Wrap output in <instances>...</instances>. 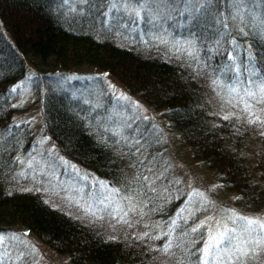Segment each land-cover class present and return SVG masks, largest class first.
I'll return each mask as SVG.
<instances>
[{
  "label": "rangeland",
  "instance_id": "rangeland-1",
  "mask_svg": "<svg viewBox=\"0 0 264 264\" xmlns=\"http://www.w3.org/2000/svg\"><path fill=\"white\" fill-rule=\"evenodd\" d=\"M86 1L66 0V11H74ZM103 8L105 23L122 18L121 24L139 43L152 41L172 53L198 61L205 49L189 26L196 15L212 18L225 29L224 36L219 34L214 42H207L208 46L214 54L227 52L225 55L233 64L228 79L234 83L223 86L217 80L212 85L210 78L203 77L204 88L208 89L209 96L214 94V107L221 106V113H233L247 124L251 119L264 120V92L261 91L264 79L252 82L256 66L249 65L251 71L244 66L242 50L236 55L229 52L236 47L235 36L232 37L229 28L237 17L241 22L248 12H253L258 19L256 28L264 35V0H104ZM241 28L248 43L245 60L252 62L251 34L242 24ZM226 36L230 39H224ZM11 87L6 98L13 111L0 134V170L7 174V179L12 178L11 188L37 191L52 207L96 222L104 233L115 238L145 236L150 232L149 240L154 245L151 251L159 264H203L202 250L209 233H214L218 225L220 230L225 226L236 229L244 239L250 236L248 254L237 261L236 256L240 254L236 253L227 264H264V246L254 242L264 233H244L242 222L230 218L234 213L236 217L264 222V207L241 205L237 196L221 185L214 171L194 160L189 147L163 119V114L139 95L130 93L116 76L88 67L53 72H39L29 67L23 80ZM215 88L212 93L211 89ZM246 89L255 95H248ZM60 94L68 96L89 123L97 125L102 133L116 137L136 157L134 168L139 169L141 176L135 174L131 182H144L143 201L134 200L130 192L111 185L55 147L44 129V106L48 99ZM147 129L149 133L145 132ZM257 133L260 136L262 131ZM255 145L252 143L245 150L251 161L259 158V147ZM130 169L132 175L133 169ZM0 179L6 181L1 174ZM147 197L155 198L156 208L146 205ZM172 197L177 201L170 207ZM13 234L17 235L0 233L2 264H69L66 257L36 235L24 230ZM209 264L220 262L210 257Z\"/></svg>",
  "mask_w": 264,
  "mask_h": 264
},
{
  "label": "trees",
  "instance_id": "trees-1",
  "mask_svg": "<svg viewBox=\"0 0 264 264\" xmlns=\"http://www.w3.org/2000/svg\"><path fill=\"white\" fill-rule=\"evenodd\" d=\"M67 6L66 0H0V134L13 111L7 93L14 83L23 80L29 67L39 72L100 69L116 76L130 93L162 113L194 160L214 171L221 185L234 193L241 205L264 207V120L251 119L247 124L233 113H221V106L214 107V94L209 96L202 84L203 77L210 78L212 85L217 80L223 86L234 83L228 79L233 64L227 52L214 54L207 43L223 35L225 28L206 14L196 15L189 28L205 49L198 61L152 41L139 43L121 24L122 18L105 23L104 0H88L74 11H66ZM242 20L237 17L230 22L236 47L229 52L236 55L242 50L244 66L250 71L249 65L256 66L251 81H260L264 79V35L256 28L258 19L253 12ZM241 24L251 34L252 62L245 60L248 43ZM44 107V129L56 148L111 185L130 192L134 200L143 201L144 182H131L135 174L141 176L134 168L137 159L124 144L89 123L66 95L48 99ZM252 143L259 147L256 161L245 152ZM128 166L133 169L132 175ZM2 173L0 170L6 181L0 179V233H32L66 257L69 264H159L151 251L154 245L149 240L150 232L115 238L104 233L96 222L52 207L37 191L14 190L10 187L12 178ZM153 199L147 197L146 205L156 208ZM174 199L170 207L177 201Z\"/></svg>",
  "mask_w": 264,
  "mask_h": 264
},
{
  "label": "snow or ice",
  "instance_id": "snow-or-ice-1",
  "mask_svg": "<svg viewBox=\"0 0 264 264\" xmlns=\"http://www.w3.org/2000/svg\"><path fill=\"white\" fill-rule=\"evenodd\" d=\"M232 90L235 91L236 89L233 88ZM261 91L264 92V85L261 86ZM246 92L248 95H255V93L247 89ZM230 218H235L242 222L244 233L250 234L253 231L264 233V222H260L255 218L236 217L234 213ZM193 230L195 231V229ZM249 242L250 236L249 239H244L243 234H237L236 229H229L225 226L223 230H220V226L218 225L214 233H209V238L202 250L204 257L203 264H209L210 257L214 261H219L220 264H227V261L231 260L236 253L240 254L236 256V260L239 261L240 257L248 254L247 245ZM254 242L257 246H264V234L258 235ZM226 257L227 259H225Z\"/></svg>",
  "mask_w": 264,
  "mask_h": 264
},
{
  "label": "bare ground",
  "instance_id": "bare-ground-1",
  "mask_svg": "<svg viewBox=\"0 0 264 264\" xmlns=\"http://www.w3.org/2000/svg\"><path fill=\"white\" fill-rule=\"evenodd\" d=\"M5 130V129H4Z\"/></svg>",
  "mask_w": 264,
  "mask_h": 264
}]
</instances>
